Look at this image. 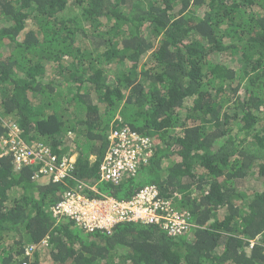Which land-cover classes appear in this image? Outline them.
Returning a JSON list of instances; mask_svg holds the SVG:
<instances>
[{
	"label": "trees",
	"instance_id": "trees-1",
	"mask_svg": "<svg viewBox=\"0 0 264 264\" xmlns=\"http://www.w3.org/2000/svg\"><path fill=\"white\" fill-rule=\"evenodd\" d=\"M14 127L77 158L55 181L0 152V264H264V0H0V143ZM122 128L151 158L97 187L129 201L154 184L190 233L52 214L95 196L80 185Z\"/></svg>",
	"mask_w": 264,
	"mask_h": 264
},
{
	"label": "built area",
	"instance_id": "built-area-1",
	"mask_svg": "<svg viewBox=\"0 0 264 264\" xmlns=\"http://www.w3.org/2000/svg\"><path fill=\"white\" fill-rule=\"evenodd\" d=\"M14 128L8 134V140H12L6 141L4 146L1 144L4 154H12L19 165L36 166L43 162L40 173H55V181L69 173L72 156L57 165V157L51 155L47 148L26 144L19 135L20 130ZM110 140L111 147L99 167V181L91 186L80 185L95 196L77 190L65 192L52 206V214L59 219L71 218L88 232L96 229L110 232L118 223L134 222L158 226L170 237H182L190 233L196 227L191 218L178 211L170 201L164 200L154 184L141 189L129 201L108 196L97 187L98 183L121 184L125 175H134L139 164L147 163L151 158V140L129 128L113 131Z\"/></svg>",
	"mask_w": 264,
	"mask_h": 264
},
{
	"label": "rangeland",
	"instance_id": "rangeland-1",
	"mask_svg": "<svg viewBox=\"0 0 264 264\" xmlns=\"http://www.w3.org/2000/svg\"><path fill=\"white\" fill-rule=\"evenodd\" d=\"M14 129H17V127L14 128ZM11 135H12V133H11ZM9 137H10V135H8L7 137L1 139L0 148H1V144H2V146H4V144H5L6 141H11V140H12V139L8 140ZM2 140H3V141H2ZM1 150H2V148H1ZM1 150H0V152H1ZM2 152H3V150H2ZM2 152H1V153H2ZM3 153H4V152H3ZM76 158H77V155H72V157L70 158V161L74 162V161L76 160ZM100 188H101L102 192L105 191L103 185L100 186ZM121 195H122V194H121Z\"/></svg>",
	"mask_w": 264,
	"mask_h": 264
},
{
	"label": "clouds",
	"instance_id": "clouds-1",
	"mask_svg": "<svg viewBox=\"0 0 264 264\" xmlns=\"http://www.w3.org/2000/svg\"><path fill=\"white\" fill-rule=\"evenodd\" d=\"M194 225H195V224H194ZM193 229H195V228H193ZM193 229H192V230H193ZM192 230H191V231H192Z\"/></svg>",
	"mask_w": 264,
	"mask_h": 264
}]
</instances>
